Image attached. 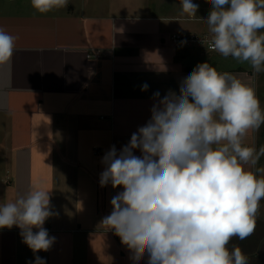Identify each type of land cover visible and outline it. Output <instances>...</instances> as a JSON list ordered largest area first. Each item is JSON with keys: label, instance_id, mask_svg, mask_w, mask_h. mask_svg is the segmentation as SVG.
<instances>
[{"label": "crops", "instance_id": "1", "mask_svg": "<svg viewBox=\"0 0 264 264\" xmlns=\"http://www.w3.org/2000/svg\"><path fill=\"white\" fill-rule=\"evenodd\" d=\"M149 1L143 9L159 6ZM174 1L167 12L145 13L133 0L127 10L119 0H69L66 8L41 14L30 0H0V28L17 38L11 61L0 65V101L7 104L0 110V204L33 186L50 191L56 215L44 227L55 242L35 254L46 264H133L120 238L101 225L123 190L100 186L101 161L112 146L119 153L129 143L158 99L179 94L197 64L255 80L258 96L249 64L172 45V33L208 34L205 22L182 16ZM193 2L197 17L207 18V0ZM253 138L250 133L245 143L252 146ZM20 232L0 229V264H35ZM233 244L249 264H264V200L254 234Z\"/></svg>", "mask_w": 264, "mask_h": 264}, {"label": "clouds", "instance_id": "2", "mask_svg": "<svg viewBox=\"0 0 264 264\" xmlns=\"http://www.w3.org/2000/svg\"><path fill=\"white\" fill-rule=\"evenodd\" d=\"M68 2L30 0L41 14ZM207 2V18L197 17L193 0H180V14L207 24L210 51L249 64L254 76L264 72V0ZM16 39L0 28V65L11 61ZM6 109L0 101V110ZM262 125L255 80L242 81L204 62L181 81L179 94L169 91L154 103L150 120L119 153L110 148L101 161L100 186L123 190L112 197L101 225L120 238L133 264L145 256L147 264H249L239 245H229L257 227L264 200V166L257 165L264 145L257 150L245 140ZM49 192L33 186L0 204V229L18 227L34 255L55 242L44 227L56 215ZM35 264L46 262L35 255Z\"/></svg>", "mask_w": 264, "mask_h": 264}, {"label": "rangeland", "instance_id": "3", "mask_svg": "<svg viewBox=\"0 0 264 264\" xmlns=\"http://www.w3.org/2000/svg\"><path fill=\"white\" fill-rule=\"evenodd\" d=\"M120 1V7L123 10H127L130 9L131 7L127 6V3L129 2V0H119ZM136 2V4L138 3L139 5H136L135 8L140 10L141 12H150V10L152 12H167L165 8L170 9L173 7L171 5V3L175 2L174 0H152L151 2H156L159 4V6H154V7H148L147 5L145 6V8L143 9V1L144 0H133ZM148 3H150L149 0H147ZM147 3V4H148ZM142 4V5H141ZM149 10H148V9ZM143 10V11H142ZM257 89H258V97L260 99L261 102V107L264 108V72L260 73L257 75ZM253 139H254V143L253 145L257 148V150L260 148V146L264 145V125L261 126L259 132L253 133ZM259 166H264V157H261L258 165Z\"/></svg>", "mask_w": 264, "mask_h": 264}, {"label": "built area", "instance_id": "4", "mask_svg": "<svg viewBox=\"0 0 264 264\" xmlns=\"http://www.w3.org/2000/svg\"><path fill=\"white\" fill-rule=\"evenodd\" d=\"M207 36L208 34L199 33H172L169 40L176 49L201 48L211 53H217L208 49Z\"/></svg>", "mask_w": 264, "mask_h": 264}]
</instances>
